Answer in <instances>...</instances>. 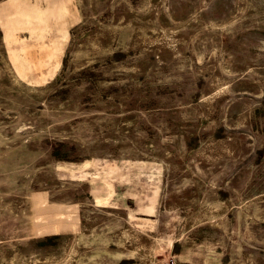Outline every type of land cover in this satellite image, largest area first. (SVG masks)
I'll list each match as a JSON object with an SVG mask.
<instances>
[{
    "label": "rangeland",
    "instance_id": "rangeland-1",
    "mask_svg": "<svg viewBox=\"0 0 264 264\" xmlns=\"http://www.w3.org/2000/svg\"><path fill=\"white\" fill-rule=\"evenodd\" d=\"M0 264H264V0H0Z\"/></svg>",
    "mask_w": 264,
    "mask_h": 264
}]
</instances>
